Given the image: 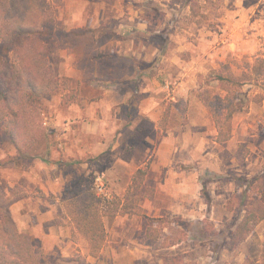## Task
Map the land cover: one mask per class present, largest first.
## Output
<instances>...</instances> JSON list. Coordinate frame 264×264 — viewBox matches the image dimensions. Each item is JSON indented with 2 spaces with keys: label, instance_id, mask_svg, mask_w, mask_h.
I'll list each match as a JSON object with an SVG mask.
<instances>
[{
  "label": "rangeland",
  "instance_id": "rangeland-1",
  "mask_svg": "<svg viewBox=\"0 0 264 264\" xmlns=\"http://www.w3.org/2000/svg\"><path fill=\"white\" fill-rule=\"evenodd\" d=\"M47 2L54 9L56 26L68 34L56 39L55 49L74 46L89 58L106 55L99 51L94 34L73 36V31H67L73 26L67 3L73 0ZM106 2L107 26L120 30L119 38L135 51L130 57L106 55L92 61L86 70L96 66L104 81L119 76L127 79L136 71L138 78L128 85L133 93L130 106L153 110L155 121L134 116L132 125L117 137H123L121 149L127 152L132 144L139 145L140 152V147L151 142L155 149L159 146L161 156L148 176L149 184L154 185L149 200L153 206L148 202L147 209L165 222L124 216L115 223L117 218H105L108 245L99 257L89 258L87 241L73 233L63 216L61 198L83 183L97 193L96 179L101 174L105 191L99 195L108 199L117 195L111 192L106 169L100 165L103 153L98 152L95 163L87 168L80 157L58 159L64 147L60 130L65 123L57 120L50 100L57 96L61 105H68L67 83L42 101L44 143L20 157L9 140L0 137V187L7 196L16 197L10 211L17 228L56 264H239L246 258L257 260L264 245V221L245 240L236 241L232 233L244 217V207L234 203L229 210L227 203L241 192L237 183L244 186L245 181L264 173V89L255 82L241 88L239 111L230 121L231 139L223 144L215 142L216 129L203 98L206 91L224 95L218 82L207 83L222 66L240 75L247 65L264 61V0H181L179 4L138 0L132 1L133 7L128 6L130 0ZM84 30L90 29L85 26ZM258 97L261 102H256ZM120 103L121 112L127 106L122 100ZM165 106L170 107L168 119L173 126L162 130L158 123ZM164 144L173 146L171 162L167 153L163 156ZM171 195L177 196L171 200ZM256 198L264 203V194H249L247 203ZM171 203L177 207L176 215L155 212ZM149 228L150 237H146ZM180 241L181 246L169 249ZM123 243L132 249L139 246L145 253L130 254Z\"/></svg>",
  "mask_w": 264,
  "mask_h": 264
},
{
  "label": "trees",
  "instance_id": "trees-1",
  "mask_svg": "<svg viewBox=\"0 0 264 264\" xmlns=\"http://www.w3.org/2000/svg\"><path fill=\"white\" fill-rule=\"evenodd\" d=\"M170 2L179 4L181 0ZM89 32L84 30L71 35L85 36ZM67 36L56 26L54 9L47 0H0V137L9 140L20 157L46 140L42 101L70 82L55 75L49 63L56 39ZM107 57L97 54L88 59L94 62ZM213 74L207 83L211 80L218 82L224 95L206 91L203 101L216 129L215 142L223 144L231 139L230 121L239 111L241 88L246 83L255 82L264 89V61L247 65L240 75L234 74L227 65ZM255 100L261 102L259 97ZM169 114L170 107L165 106L158 123L160 129L173 126L169 124ZM148 171L149 163L134 171L122 198L98 196L87 183L62 196L63 216L69 221L73 233L87 241L91 257H99L108 245L105 218L144 217L150 223L165 222L161 218L145 216L140 206L142 198L151 200L155 192L154 185L147 179ZM237 186L241 192L234 193L227 205L229 210H233L234 203L244 207V217L232 233L234 240L241 241L252 233L253 227L264 221V203L257 198L248 203L246 200L249 194H264V173L245 181L244 186L239 183ZM15 199L14 195L7 196L0 187V264H56L52 257L37 250L29 236L17 228L10 211ZM150 231L147 229L146 237H150ZM241 264H264V245L257 260L246 258Z\"/></svg>",
  "mask_w": 264,
  "mask_h": 264
},
{
  "label": "crops",
  "instance_id": "crops-1",
  "mask_svg": "<svg viewBox=\"0 0 264 264\" xmlns=\"http://www.w3.org/2000/svg\"><path fill=\"white\" fill-rule=\"evenodd\" d=\"M96 1L98 3H95V0H73L72 4L67 3V8L69 7L68 18L73 24L72 27H68L67 31L81 32L84 31L85 26H88L90 29L88 35H95L97 46L100 45V52L106 55L117 53L120 56L130 57V54H134V46L132 45L131 48H129L130 45L126 46L124 41L119 38L120 30L107 26L109 12L106 0ZM132 1L130 0L129 7H133ZM135 14H137L136 11L131 13V20H133ZM91 62L92 60L88 59L85 51L79 53L74 46L73 48L68 46V48L55 49L49 58L50 66L55 75L67 78L70 81L67 88L70 94L68 105H61L57 96L50 100L51 103L53 102L50 108L54 111L57 120L63 119V123H65L60 130L64 147L61 151L62 157H58V159L69 161L71 156L80 157L83 161L82 166L87 168L88 165L95 163L96 159L94 157L98 155V152L99 154L103 153L104 157L99 161L102 162L100 165L106 169L110 190L115 195L122 196L126 192L134 171L151 162L147 175L148 179L161 153L158 151V149L160 150L159 146L158 149H155V143L153 142L150 145L140 147L143 149L141 152L137 150L139 145L135 147L136 144L129 147V152L123 151L121 149L124 142L123 137L120 134L118 137L117 135L120 131L132 125L134 116H141L147 122H152L155 121V113L153 110H146L143 107L139 110H133V107L130 106L133 93H131V87L128 85L134 84V81L138 78L135 70L127 79L119 76L111 81H104L99 77L96 66L90 71L86 70V66H89ZM141 93L143 94L142 91H140ZM120 100L124 101L127 106L124 111H121L122 114L120 109L117 108L122 104ZM57 127H60V125ZM110 133H112V136H110ZM103 135L106 138L100 139ZM163 146V156L167 153V161L171 162L173 146L169 144ZM175 196L177 195H171L169 198L172 200ZM148 202L149 199L142 198L140 206L145 213L147 212L146 216L155 218L156 214L148 213ZM149 203L153 204L151 201ZM165 206L163 209H156L155 212L159 210L165 217L177 214V207L173 206L172 203ZM122 217L124 216H118L115 223L121 222ZM110 243H113L112 239L109 241ZM128 243L133 244V242ZM128 243H123V245H126L124 246L126 252L130 254L145 253L144 250L139 249V246H134V249L130 248ZM135 243L137 242L135 241ZM182 243L180 241L169 249H175L177 246H181ZM89 258L92 257L89 256ZM242 262L240 261L239 264Z\"/></svg>",
  "mask_w": 264,
  "mask_h": 264
},
{
  "label": "built area",
  "instance_id": "built-area-1",
  "mask_svg": "<svg viewBox=\"0 0 264 264\" xmlns=\"http://www.w3.org/2000/svg\"><path fill=\"white\" fill-rule=\"evenodd\" d=\"M96 180H97V184H96L97 194L98 196H100L105 191L104 175L103 174L99 175Z\"/></svg>",
  "mask_w": 264,
  "mask_h": 264
}]
</instances>
